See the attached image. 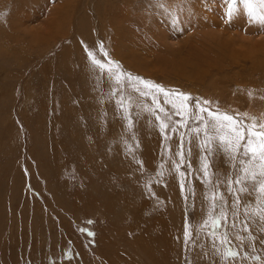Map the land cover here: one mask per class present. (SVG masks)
I'll return each instance as SVG.
<instances>
[{
  "label": "rangeland",
  "instance_id": "obj_1",
  "mask_svg": "<svg viewBox=\"0 0 264 264\" xmlns=\"http://www.w3.org/2000/svg\"><path fill=\"white\" fill-rule=\"evenodd\" d=\"M153 4L0 0V264H212L207 233L226 229L200 231L206 185L193 174L182 191L171 171L179 134L165 140L135 106L129 131L114 82L87 52L106 61L102 42L135 75L264 120V26L230 22L228 0H183L180 27ZM215 166L230 171L222 154Z\"/></svg>",
  "mask_w": 264,
  "mask_h": 264
},
{
  "label": "snow or ice",
  "instance_id": "obj_2",
  "mask_svg": "<svg viewBox=\"0 0 264 264\" xmlns=\"http://www.w3.org/2000/svg\"><path fill=\"white\" fill-rule=\"evenodd\" d=\"M239 2L241 0H228L226 17L230 22L246 15L249 23L264 26V0H242L243 9L237 6ZM153 6L170 16L173 25L181 26L183 0H175L174 10L169 7L168 0H154ZM99 51L108 57L106 61L98 58L91 50L87 55L94 69L106 74L107 79L114 82L112 94L119 97L116 105L127 121L128 130L131 131L135 126L134 106L150 113L158 122L165 140L170 139L168 131L179 134L175 153L178 160L173 161L171 171L179 177L181 190L185 189L186 182L193 174L206 185L201 194L200 207L204 218L199 225L200 231L204 232L209 226L213 229L224 227L226 230L207 233L212 243L209 252L204 255L214 258L212 264H246L249 259L264 264V254L257 253L255 247L256 244L264 247V120L247 112L230 114L218 107L213 110L210 107L213 103L211 100L167 88L125 70L120 61L108 56L102 42ZM125 86L140 97H148L151 104L143 101L136 103L131 94H124ZM249 95L252 93L249 92ZM139 114L135 113L136 116ZM173 116L180 119L173 120ZM189 121L195 126L189 128ZM181 128L189 129L187 138L180 131ZM136 145L139 146L138 141ZM193 148L197 151L198 167L195 169L191 167ZM168 150L171 151V148ZM129 151L131 153L135 149L129 145ZM221 154L230 169L227 174L215 166ZM137 163L142 164L143 161ZM163 174L162 171L160 175ZM189 192L195 197L194 187L190 186ZM188 198L184 197L185 200ZM192 207H195L194 203ZM184 235L186 241L192 240L190 225L186 227ZM232 239L240 241V245L233 246ZM240 246L245 249L243 253ZM249 248L252 252L247 251ZM185 259L187 264H192L191 260Z\"/></svg>",
  "mask_w": 264,
  "mask_h": 264
},
{
  "label": "bare ground",
  "instance_id": "obj_3",
  "mask_svg": "<svg viewBox=\"0 0 264 264\" xmlns=\"http://www.w3.org/2000/svg\"><path fill=\"white\" fill-rule=\"evenodd\" d=\"M55 25V24H54ZM53 26V25H52ZM77 49V48H76ZM72 64H73V62H72ZM75 85V84H74ZM74 90V89H73ZM167 209V208H166Z\"/></svg>",
  "mask_w": 264,
  "mask_h": 264
}]
</instances>
